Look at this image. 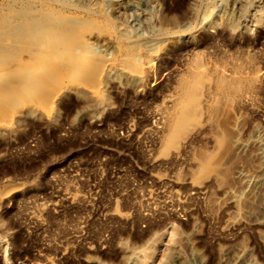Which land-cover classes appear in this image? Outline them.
Returning <instances> with one entry per match:
<instances>
[{"label":"rangeland","instance_id":"374dc122","mask_svg":"<svg viewBox=\"0 0 264 264\" xmlns=\"http://www.w3.org/2000/svg\"><path fill=\"white\" fill-rule=\"evenodd\" d=\"M146 1L132 21L152 48L141 73L74 85L88 74L76 70L58 85L23 71L16 91L0 68V100L26 102L0 118V264H264V221H249L262 196L264 0ZM233 66L255 79L247 98L200 78L166 130L187 70Z\"/></svg>","mask_w":264,"mask_h":264},{"label":"bare ground","instance_id":"6f19581e","mask_svg":"<svg viewBox=\"0 0 264 264\" xmlns=\"http://www.w3.org/2000/svg\"><path fill=\"white\" fill-rule=\"evenodd\" d=\"M0 0V68L12 71V88L19 72H27L40 82L55 81L62 85L72 71L88 72L85 80H74V85H93L100 73L122 68L141 73V56L152 51L148 41L135 33L132 21L146 0ZM163 32L160 35H165ZM143 40V41H142ZM44 67L39 75L35 70ZM213 68L203 75V68L189 69L178 82L180 98L168 113L166 125L172 131L184 109V99L197 97L190 87L200 78L209 82L219 96H232L239 101L253 92L255 79L243 74L239 66ZM189 92V94H188ZM186 95V97L184 96ZM201 97V96H200ZM12 98L0 100V118L9 108L24 112L25 101ZM256 171L259 196L256 212L249 221H264V156ZM209 161L204 168L209 169ZM252 219V220H251ZM236 264L246 263L240 259Z\"/></svg>","mask_w":264,"mask_h":264}]
</instances>
